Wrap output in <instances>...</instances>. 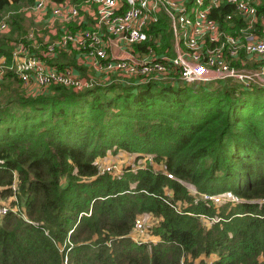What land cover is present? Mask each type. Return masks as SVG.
I'll return each instance as SVG.
<instances>
[{"label":"trees","instance_id":"obj_1","mask_svg":"<svg viewBox=\"0 0 264 264\" xmlns=\"http://www.w3.org/2000/svg\"><path fill=\"white\" fill-rule=\"evenodd\" d=\"M33 1L0 0L7 24L0 56L7 63L12 42L25 31L22 7ZM257 1L259 32L264 0ZM219 7L210 15L226 31L246 26L237 14L227 23L230 8ZM65 25L73 30L88 23ZM149 32L155 40L133 48L149 44L172 53L164 16ZM76 53L59 49L51 61L80 69ZM115 151L136 159L118 174L98 173L96 159ZM146 155L164 168L132 169ZM185 183L198 194L228 192L236 200L217 206L195 198ZM0 186L20 209L0 217V264H206L202 257L209 255V264H264V85L228 77L110 80L81 89L52 84L28 94L6 69ZM146 214L155 222L144 231L157 239L136 243L133 222ZM199 215L217 220L207 227Z\"/></svg>","mask_w":264,"mask_h":264},{"label":"built area","instance_id":"obj_2","mask_svg":"<svg viewBox=\"0 0 264 264\" xmlns=\"http://www.w3.org/2000/svg\"><path fill=\"white\" fill-rule=\"evenodd\" d=\"M257 0H34L25 7L24 14L48 32H55L57 24L74 22L88 25L73 30L58 26L52 39L39 34L30 25L18 41L12 42L10 62L0 64V80L6 69L11 70L21 85L35 93L52 84L81 89L93 83L82 77L71 65L57 67L52 59L58 50H77L88 71H97L104 80L126 83L148 80L187 83L207 82L228 77L243 85H264V17L263 28L254 30L257 22ZM229 6L224 19L231 24L234 14L246 20V26L236 33L226 31L210 15L220 5ZM162 15L170 31L172 53L155 52L147 44L146 50L133 48L155 40L149 25ZM5 17L0 30H6ZM88 17V18H87ZM66 26V25H63ZM54 30V31H53ZM246 31V32H243ZM46 37L45 40L42 38ZM42 39V43H41ZM157 41V40H156ZM158 42V41H157ZM145 45V44H144ZM121 48V54L112 50ZM3 58L0 56V60ZM4 60V58H3ZM87 73V72H86ZM88 75V73L86 74ZM31 93V94H32ZM98 173L109 172V165L95 161ZM166 177L171 178L169 173ZM15 185H11L14 190ZM231 193L202 194L205 200L217 201ZM14 209L0 208V215ZM20 213V212H19ZM22 218L28 221L22 214ZM145 230L139 218L133 222L132 239L142 242L136 234ZM145 241V240H144Z\"/></svg>","mask_w":264,"mask_h":264},{"label":"rangeland","instance_id":"obj_3","mask_svg":"<svg viewBox=\"0 0 264 264\" xmlns=\"http://www.w3.org/2000/svg\"><path fill=\"white\" fill-rule=\"evenodd\" d=\"M25 7L23 6L22 7V10L24 9ZM26 16V15H25ZM264 17V16H263ZM30 25H32L33 27H34V29H35V31H37L39 34H41L42 33V35H47V37H48V39H52L54 36H55V34H57L58 33V26H61L62 28H65V26H63V25H65V24H57V25H55V27H54V30H55V28H57V30L55 31V32H47V31H45L44 29L45 28H43V27H40V26H38V28L36 29V26H35V24L32 22V20L30 19V17H28V16H26L25 17V29L26 28H28ZM53 30V31H54ZM41 35V36H42ZM17 37H22V33H21V35L20 36H17ZM42 38L45 40V38L46 37H43L42 36ZM41 43H42V39H41ZM59 59H62V58H58V60ZM55 60V59H54ZM75 61H77L78 63H79V65H80V75L82 76V77H85V76H88V77H90V79H91V81H92V79L95 81H98V79L96 78V77H94V71H88L87 70V67H86V65H83L81 62L83 61V59H82V57H77L76 58V60ZM5 64V63H7V62H5L4 60H3V58H1V60H0V64ZM9 63V62H8ZM88 73V75H86L87 73ZM97 75H100V74H98V73H96ZM102 76V75H101ZM99 82H102V81H99ZM22 87L24 88V90H25V93H32V91H30V89L28 88V87H25V86H23L22 85ZM136 158H134L133 156H131L130 154H126V153H124V152H122V151H115L114 153H110V152H108V154L105 156V157H103V158H100V159H96V161L99 163V164H103V166H105V165H109L110 167H114V168H111L110 170H109V172L108 173H111V174H118V173H120L121 172V170L125 167V166H129L130 164H132L133 162H134V160H135ZM146 164H149V165H151V166H154V168H164L163 166L161 167L160 165H157V164H154V162H153V160H152V158L149 156V155H146L145 157H143V158H141V159H138L134 164H133V168L132 169H134V168H142V167H145L146 166ZM185 185L187 186V188H188V190H189V192L192 194V195H194V197L195 198H204L203 196H202V193H200V194H198V193H196V191L194 190V187L192 186V185H190V184H188V183H185ZM14 190H15V188H14ZM14 190H12L13 192H14ZM214 196V195H213ZM216 196V195H215ZM229 198L228 197H226L225 195H223V197H219L218 198V200L217 201H214V199L213 200H211L212 202H213V204H215V205H219V204H221V203H223V202H226L227 200H228ZM205 200V199H204ZM178 205H179V203H177ZM1 207H4V208H10V209H14V211H15V213H19V207H18V204H17V200H16V198H14V194L11 196H9V195H2L1 194V186H0V208ZM7 212H10V211H6L4 214H2V215H0V217L1 216H3V215H5V214H7ZM199 217L201 218V222L205 225V226H207V227H209L211 224H212V222H214V221H216L217 220V217L216 216H214V217H211V218H208V217H206V216H203V215H199ZM136 218H139V220H140V222L141 223H143V225H144V227H146L147 225H151L152 223H154L155 222V218H151L149 215H140V216H137ZM131 232H133V226H132V230H131ZM142 233H137L136 235L139 237V238H141V239H143V240H147L148 242H154V241H156V237H154L153 235H151V234H147L144 230L143 231H141ZM205 261H206V264H209L210 263V261L213 259V256L212 255H209V256H203L202 257ZM183 260V259H182ZM187 261H190V259H188ZM192 264H198V262H196L195 260H191L190 261ZM180 264H182V262L180 263Z\"/></svg>","mask_w":264,"mask_h":264},{"label":"crops","instance_id":"obj_4","mask_svg":"<svg viewBox=\"0 0 264 264\" xmlns=\"http://www.w3.org/2000/svg\"><path fill=\"white\" fill-rule=\"evenodd\" d=\"M41 34H42V33H41ZM112 50H114V51H115L116 53H118V54H121V53H122L121 51H122L123 49L121 50V48L113 47ZM75 57L77 58V57H80V56H79V54L76 53V54H75ZM81 63H82L83 65H85L84 61H82ZM75 68H76V67H75ZM77 69H78V68H77ZM78 71L81 72L80 69H78ZM96 73H98V72H97V71H94V77H96V78L98 79V81H103L104 78H103L101 75H97Z\"/></svg>","mask_w":264,"mask_h":264}]
</instances>
